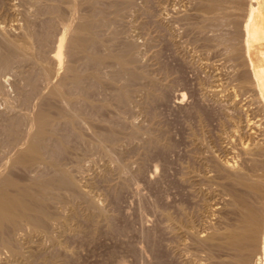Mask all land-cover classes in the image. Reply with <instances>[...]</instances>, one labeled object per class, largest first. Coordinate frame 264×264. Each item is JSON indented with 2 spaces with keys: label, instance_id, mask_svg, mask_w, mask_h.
Segmentation results:
<instances>
[{
  "label": "rangeland",
  "instance_id": "rangeland-1",
  "mask_svg": "<svg viewBox=\"0 0 264 264\" xmlns=\"http://www.w3.org/2000/svg\"><path fill=\"white\" fill-rule=\"evenodd\" d=\"M1 1L0 2L2 3L3 6H5L7 4L5 6L6 8L5 7L2 8L1 3H0V6H1L0 7V10H1L0 11V21H2L5 17H7V20H5L7 22H3L2 21V22H0L1 25H2V23L7 24L9 22L8 19H10V18L11 19L14 18V17L16 18V15H17V17L21 16L20 13L18 14L16 11L11 9L14 6V3H17V4L20 3V5H17V6H20V8H22V9H25L27 7V4L25 3L26 7H24L25 6L23 4L24 2L21 1L22 2L21 3L20 0H19V2H16L18 0H13L14 3H13L12 0H1ZM147 1H145V0L144 1L143 0L142 1L141 0L140 1H138V0L136 1L135 0L134 2H132L130 4H127L125 6V8H124L125 12L123 10H121V14H122V11H123V13H127V15L126 14L125 15L122 14V15H124V17L122 15L119 16L122 19V20H120V18H119V21H126V22H124V23L123 22H121V23L119 22L120 24L117 21L118 19H116L118 17L116 15V13L114 12V10H115L114 6L113 5L107 6L108 8H106L107 10L105 12L107 14H105V15L106 16L108 15L107 17L111 18V19H108L107 24L108 23L110 24V22H112V23H111L110 27H109V25L107 26V24H106V26H104L105 28L103 27L104 29L101 30L105 35L111 36L110 34H112L113 29H114V31H115V29L116 30L118 29V27H115V26H118V24H119L120 28L117 31L120 32V33H118V38H120L121 41L118 38L116 39L117 44L119 42L118 45L115 44L116 48L118 46H121L120 48H122L126 42L133 43L132 41H134V40L136 41V42L134 41V43H133L134 47H137L139 45L138 43H140L139 47L136 48L137 49L136 51L134 50L135 48H133L134 52H137L136 53L137 55L139 54L138 56H136V58L140 59V62H138L136 60L138 64L136 62H135V64L137 65L136 69L139 70L141 68L139 71H142V72L146 73V75L142 76V78L139 77L141 81L139 80V78H137V79H135L136 81L134 80V83L131 82V84L133 86L131 85L130 99L128 101H126V103H125V101H120L117 98V96H116L117 92L116 91L121 86L127 84V82H128L127 78L123 74L119 75V73L114 71L116 66L113 67L114 65L112 66L110 64H105L106 68H105L104 65L102 66V73L104 75L105 81L107 80L106 82L108 83V85L110 87H111V85H113V86L110 88L108 85H106L107 83H104L103 86L105 88H103V86L102 87L100 86L99 87L100 90H99L97 85H94V86L90 87L89 92L92 93L95 96H97V95L99 96V98L97 96V99L94 98V96L92 98L94 100L95 104H96L97 101H99L96 104L97 106L96 105L95 106H89L88 104H86V106L89 107L88 108L85 105H83L84 103L80 104V102H78V101L75 102L72 105L74 107L73 109L77 110V108H78L77 111H79V114H81L79 123L81 122L82 124L78 123V128L80 130H82V128H83L81 126L84 125L83 124V120L85 121V125H84L85 128H83V130H82L83 131L82 133L83 134L85 133L84 135L88 134L87 137L90 138V137L93 136L92 138H94L95 132L104 130L111 123V126L112 125H113V127L115 126L116 128H114V129L118 130V132H117L118 135L117 136H119V137L116 140V141H118V143L116 141H115L116 143H113L114 141H112V143H109L111 141H109V142L106 141L107 142V143H105L106 145L104 144V147L106 146L105 148L104 147L103 148L99 147L98 145H97L98 146V148H97V147H95L96 146L95 145L96 142L93 143L94 144V146H93V144L85 142L84 141V137H80V136L76 135L72 130L70 131V133L72 134V136H71L70 133H69V129H71V127L68 126V124H66L65 122H64L65 125H64L63 121L60 122V123H63V125L60 124V123L58 125L59 126L58 128H59V131H60V135H62V134L65 135V137L63 135H62V137L65 139V141H67V143H66L67 147L70 148L71 150H69L67 148L70 153L69 152L68 153H66V152L63 153L64 151L58 150V152L59 151L60 152L57 153V151H56V156H58L60 160L62 159L61 161L62 162L64 161L63 162L64 164H66L65 162H67L66 167H68L70 170H72V172L75 171V172H73V174L76 176V178L78 180L81 179L79 182L82 185V187H84V189H86L93 198L94 197H95V199L97 198L99 203L101 202L100 205L103 206L102 208L105 209L104 212L106 214L100 215L97 212V215H96V213H95L96 211L91 206L90 207H91L92 210L90 208H88L89 205H88V207H86L87 206V200H85L86 199L85 197H84V200H82L83 196H81V199H80V195H78V198H79L78 199L76 195H75L76 196V198H75V196L74 195L72 196L70 194V192H69V196H68L67 195L68 191L64 190V195H67L66 198L62 202H57L58 204L60 203L59 207H60L61 210H59V208H57L58 207L57 203H56L57 205L56 204H54V205L51 204V206H53L52 207L53 210L57 211L59 214H61L62 212L65 214L64 215L62 213L60 215V217L64 218V220L62 218L61 219L59 218L60 221L55 219L53 221H55L56 224L53 221H51V224L52 223L53 224L52 225L50 224L49 226H52L50 228L54 232L56 231L55 235L57 237H59L58 240L59 239L62 240L63 244L64 243L65 244L62 245V242H60L61 243L60 246H62V247H60L58 245L56 247V245L51 244L52 241L49 240L48 238H46L45 236L44 237L41 236V237L38 238L39 239L38 241L40 243H42V242H43V244L45 243L44 245H45L46 249L49 248V249H47L46 253L48 251L51 253V250L53 249L52 252H54V253H51V254H57L58 257L56 258L57 260L54 262L55 264H60V263L61 264H63V263L64 264H162V263L163 264H188V263L189 264H206L207 262H208V264H212V263L214 264V262L216 264L217 260H218L217 264H219L220 261L222 260V256H223V258H225L227 256L226 255V251H224L225 253H222L221 250H217V251L215 250V253H214V249H218V247H211V248L208 247L207 248V246H204V245H202L203 248H202V246L200 247V245H197L196 243H193L194 240H193L192 236L189 233L186 232V234H185V231L179 233V231L181 230L180 227L183 226V225H184L183 228L184 227L185 228H189L190 227L191 229H196V226L198 225L197 226V227H199L198 230L201 228L200 230L201 231L203 230L201 232L203 234V233L206 232L205 229H207V231L208 230L211 231L210 229L213 228L215 223L217 225V226L216 225L215 226L220 228V227H223V225L226 222H228V221L232 222L233 219L237 218V214L236 213H235L236 216L232 213V215L235 216V218H234V216L231 217L232 215L231 214L229 215L228 212H227V211H233L232 208H231V210L229 209V207H230L229 205H226L227 204L226 202H228V200H226V199H229L228 204H230V200H231L230 197L231 196L226 194L227 189H224L223 187L227 188L226 186H227V184L229 185L230 179H226V176H223L225 174L224 173V169H221V167H220V169L223 170V171H220L219 167H218V172L217 173H220V176L222 175V177L224 178V180H222L223 178L220 177L219 174H216L217 169H215V166L217 168V164L216 163L219 160L220 161L223 160L221 162H225L226 160H230L232 162L236 161L237 165L239 164V166H238L239 168L245 169V167H243V165H244V166L247 167V171L249 170V172L252 171L253 166H254V162H252V161L249 162L250 159L243 154V151H242L241 148H242L243 145L247 144L246 143L247 141L243 142V140H245V139L249 140L246 136H245L246 137L245 139L243 137H244L245 134H247L245 132H247V131L250 132L251 131L250 129L254 130V128H255L257 130V131L254 130L255 134L256 133L258 134V132L261 131V136H263L262 133H264V127L260 128V126L264 125V121H263L264 120V107L262 106V102L260 100L261 98L259 97L258 94H256L258 92H257V89H255V87H256V85H254L255 83L253 84V77H252V73L250 72L251 68L249 67V64L247 62L246 56L244 57V60H246V61H244L242 59L243 57H240V56L244 55V54H242L243 50H242V53H241L242 55L240 54L239 56L233 55L232 51L228 52L231 49H229L228 51L226 50L227 48L230 47V46H228V47L226 46L229 42H230V44H231V42H233V43H236V44L238 43L239 45L241 44L243 46V42H242V40H243V38H242L243 36L242 35L243 34H241L243 29H242L241 25L237 26V25H235V23L232 20H231L232 21V23H231V21L229 19H225V23H228L227 24L228 26H230L229 24H232L230 28H228V26L226 27V25H221L222 21L224 19L221 21V23L218 22L216 24L218 26L221 25V31L219 29L220 26H219V28H217L218 26H216V25L214 26L213 25L214 26L213 29L211 27H207L208 23L207 22H203L202 20H200L202 17L204 19V16L200 15L201 12L203 13V11H201V8L199 7V5H200L199 1H197V0H193V1L192 0L191 1L190 0H177V2L179 1L178 2L179 4H177L176 0H173V1L171 0V2L177 4V5H175V6H177L176 10H180L181 11V13L183 14V18H187V19H182V20L179 21L180 25L178 24V26H180V28H178L177 26H175L178 23L177 21H174V20L169 21L167 18L163 17L164 15H162V7H160V6L157 7V5H154L155 3L152 0L148 1V3H147ZM163 1H165V0H163ZM232 1H234V0H230L228 2L229 3V8L231 9V11H236V12L238 11V13H239L240 9H242L243 11L246 10L247 9L246 7L249 4V0H244V1L240 0V2H243V3H241V5L243 6L242 7V6L238 5L239 4L238 3L239 0H236V3H234L235 2L234 1L233 2L234 4H231ZM10 2H12V3H10ZM145 2H146V4H145ZM152 2L154 4H152ZM196 2H198V3H196ZM149 3L151 4V6H150ZM180 3H181L182 6L180 5ZM244 3H246V4H244ZM11 4H13V5H11ZM21 4H22V7H21ZM147 4H149V5L147 6ZM193 4H195V5H193ZM10 5H11V7H10ZM172 5H173V7H175L174 4H172ZM236 5H238L240 7V9ZM245 5H246V7H245ZM111 6H113V7H111ZM142 6L144 8H142ZM145 6H147V8ZM9 7H10V10H9ZM111 8H113L112 11L110 10ZM135 8H136V10H135ZM2 10H5V12L8 11V12H6V14L8 16ZM109 10L111 12H109ZM129 10H131V11H129ZM154 10H155V12H154ZM194 11H195L196 14H194ZM197 11H199V13ZM243 11H242V13H243ZM112 12H113L115 17L113 16ZM152 12H154V13H152ZM2 13L4 14V17H3ZM155 13H156L157 16L153 15ZM160 13H161V17L159 16ZM197 13H198V15H197ZM111 14H112V17H111ZM128 14L130 15V17H129ZM199 15H200V17L201 16L202 17L200 18ZM11 16H14V17H11ZM42 16L40 15L39 17H37L38 21H36L35 23H38V22L41 21L38 24H40L43 27L45 24H44V22H42V20L44 21V18ZM125 16L128 17V19L126 18L127 20L126 19L124 20ZM113 17L115 19L114 22H113ZM11 19H10L11 23L9 22L7 24L8 28L6 30L7 31L6 33L10 32V30H12L13 32L15 30V26H14L15 23L12 24L15 19H13V20H11ZM154 19H156L155 22H154ZM158 19H160V20H158ZM129 20H131V21H129ZM183 20H185V21H183ZM160 21L163 22V25L166 24L165 26H168V27H166V29H165L164 26H162V22L160 24ZM190 21H194L195 24H193L192 22L189 23ZM15 22H16V20H15ZM116 22H117V24H116ZM175 22H177V23H175ZM186 22H188V23H186ZM202 23L204 25H202ZM9 24H10V26H9ZM38 24H35L36 27H37L36 30H38V31L42 30V29L45 30V26L46 25L42 28ZM124 24H126V25H124ZM136 24H138L139 26L136 25ZM147 24H148V26H147ZM173 24H174V26H173ZM191 24H193V26ZM57 25L54 27L53 34H55V29H56V31H57L56 33H58V35L56 34L54 36L52 34V37H51V38H53V36H54L53 40H55V41H53L50 38V40H52V42L50 43L49 42L50 40H49L48 43L46 44V46L48 45L49 47L45 46V48L49 51L48 52L49 54L53 51L54 46L56 44V43H53V42L57 41L56 39L58 38V36H59V34L61 32V29H62V26L60 24L58 26ZM197 25H199L200 28ZM3 26L5 27L6 25H3ZM151 26H153V27H151ZM194 26H197V27H194ZM202 26L204 27V30H203ZM223 26H225V27H223ZM235 26H236V28H235ZM107 27H108V30L106 29ZM222 27L226 28V31L228 30L227 32L225 31L224 34L225 33L227 34L229 32L231 33V31H233V30L236 31V32L233 31L235 34L232 32L234 34V38L236 39V41L233 38L231 39V37H232L231 35H233V34L229 33L230 34V35H228L229 37L227 35L222 34L223 31L225 30V29L222 30ZM9 28H10V30H9ZM58 28H60V29H58ZM109 28H111V29H109ZM125 28H126L127 31H125ZM130 28H132V29L129 30ZM174 28H177L178 30L175 29V30H173L174 31L173 32L172 29H174ZM208 28H211V30L214 32L215 35ZM16 29H18V30H16L17 32L20 31L19 28H16ZM147 29H148V31H147ZM154 29H155V31H154ZM161 29H163V30H161ZM106 30H107V32H106ZM110 30H112V32H110ZM122 30H124V32H127V34L126 33L123 34L124 32ZM164 30L166 32H168V33H166ZM180 30H181V33H180ZM237 30H238V32H237ZM16 31L14 32L15 35H14L13 32H11L15 37H18V36L22 35L21 31H20L19 34ZM22 31H23V29H22ZM134 31H136V32H134ZM169 31L173 32V33H171L172 35H169L170 34ZM178 31H179V33H178ZM39 32L41 33L42 31H39ZM195 32H197V33H195ZM205 32L207 34H205ZM211 32H212L213 35L211 34ZM11 33L10 34L8 33V36L14 37V36H12ZM16 33H17V35H16ZM219 33H220V35H219ZM236 33H238V34H236ZM128 34H130V36H128ZM175 34H177V35L175 36ZM210 34L214 38L211 37ZM221 34L223 36H227V38L225 37V40H224L223 39L224 37H222ZM205 35H207V36L209 35V36L205 39V37H204ZM173 36H174L175 40L173 39ZM186 36H187V38H186ZM237 36H239V37H237ZM130 38H132V40H130ZM170 38L172 39L173 42H170V40H171ZM176 38H177V41H176ZM188 38H190V39H188ZM208 38H211V39H209L210 41H208ZM240 38H242L241 43H239L240 42ZM0 39L2 40V38H0ZM136 39H138V40H136ZM146 40H148V41H146ZM195 40H196V42H195ZM213 40H215L216 42H214ZM220 40L222 42H225V43H222ZM187 41H189V42H187ZM1 42H2V44H4L3 40ZM208 42H210V43H208ZM226 42H227V44H226ZM49 43L52 46H50ZM172 43H174V44H172ZM135 44H136V46H135ZM151 45H153V46H151ZM211 45L214 46V47H212ZM221 45L222 46L224 45L223 48H222ZM48 48H50V49H48ZM145 48L148 49V50H146ZM139 49H141V50H139ZM140 54L142 55V57H141ZM181 55H182V57H181ZM236 57H237V59H236ZM230 58H233V59H230ZM240 59H242V60H240ZM13 63L16 64L17 62H13ZM242 63H244V64H242ZM135 64H134V66H136ZM164 64H165V66H164ZM245 64H247V65H245ZM17 65L18 64H16V66ZM146 65H147V67H145ZM16 66L14 65V66H12L11 69H8V71L9 70L13 71V67H15L16 70L14 68V71L12 72L13 74H11L10 71H9L10 73L7 71L8 73L5 72L4 76L2 75V80H4L5 81L4 84L7 85V86L6 85L5 86L7 87V89L9 88L8 92H10L11 94H13V92L15 93V95L13 94L11 96L12 99H13V96H14L13 100H15V101H13L11 99V101H12V102L10 101L11 104H8L10 107L13 104L12 107H11L12 111L10 110V107H8V105H6L7 102L2 97L0 98L1 100L3 99L2 100L3 102L0 100V102L2 104V105L0 104V107H1L0 108V115H1L0 121L1 120L3 121V119H4V121H3L4 125L7 124L5 122H8L9 119L10 120L14 119V117L18 114V111L19 112L22 111L21 109H23V111L25 109L24 113L20 112V113H22L24 115L28 114V113L29 114L30 113L33 114L35 109H37L38 103H39L38 99H36V97L33 98V96H31L30 97L31 100L29 101V103L25 104L27 101L25 102L24 96H25V99H26V93L27 92H23V94H25V95H23V94H21L22 91H20V90L25 86L26 88L24 87V90L28 89L27 91L29 92L30 88H29V86H26V85L23 86L24 82L21 81V78L23 77V75H22L21 71H19V70L22 69V67H19V66L16 67ZM107 66L110 67V68H108ZM111 66H112L113 69H111ZM169 67H171V68L169 69ZM87 70H89V69H87ZM87 70H86V72H87ZM105 70H106V72H105ZM149 70H151V71H149ZM172 70H173V72H172ZM17 71H19V72H17ZM147 72H148V74H147ZM151 72H152V74H151ZM14 73H15V75H14ZM17 73L20 74V75L18 74L17 76H19V77L22 76L21 78L18 77L22 84L19 83L20 81L14 79ZM7 74L12 75L11 77H10V75H8V77H9L8 80H7L8 77L6 76ZM108 74H111V75L108 76ZM147 75H148V77H147ZM110 76L112 78H110ZM153 78H154V81H153ZM242 78H245L244 82H243ZM110 79H113V80H110ZM142 79H143V82H142ZM11 80H12V82L14 84L12 82H9ZM114 80H117V81L119 80V82L116 81L117 82L116 83ZM144 80H145L146 83L144 82ZM151 80H152V82H151ZM241 80H242V82H241ZM108 81H110V82H108ZM111 81L113 82V84H112ZM121 81H123L124 84ZM147 81H148V83H147ZM7 82L12 83V84H9ZM16 82H17V84L18 83L21 84V86H23V87H20V86H19L20 88L17 87L19 84L17 85ZM135 82H137V83L140 82V84L139 83L136 84ZM152 83H153V86H152ZM237 83H239L240 86L237 85ZM10 85H11V87H13V86L15 87L16 86L17 92L19 90L20 93L18 94L16 92V90L14 91L13 88L10 87ZM138 85L139 86L141 85L142 87H137ZM107 86H108V88H107ZM114 86H116V87H114ZM92 87H94L93 89L96 90V92L98 94L93 91ZM159 87H161V88H159ZM240 87L242 88L243 91L241 90ZM109 88L110 89L113 88V89L112 90H108ZM135 88H138V89L135 90ZM91 89H92V91H91ZM132 89H133V91L135 90L138 93H136L134 91L135 95H133L134 92L132 91ZM158 89H160V90H158ZM208 89H209V91H208ZM244 89L246 90V92H245ZM97 90H99V92ZM106 90H107V92H106ZM211 90H213V93H212ZM143 91H147L148 93L144 92L145 93L144 94V93H142ZM214 91H216L215 92L216 94L214 93ZM16 93L18 94V96H17ZM107 93L111 94V96H107ZM140 93H141V95H139ZM10 95H9V97H10ZM21 95L23 96V98H22ZM100 95H102L101 98H103V96H104V98H103L104 100H105V96H106V98L110 99V100L106 99V101H110V103H111L110 106L109 105L103 106V107L101 106L102 103H104L106 101H104L103 99H102L103 102L100 101L101 100L100 99ZM112 95L114 96L113 99H112ZM183 95H185V96H183ZM15 96H16V98H15ZM178 96H179V99H178ZM181 96H182V98H181ZM90 97H91V94H90ZM19 98H20V100H19ZM32 98H33V100H32ZM145 98H147V99H145ZM111 99L114 100V101L112 102ZM241 99H243V100L241 101ZM20 101L21 102L24 101V102L21 103ZM141 101H142V103H141ZM4 102H6L5 103V105H6L5 107L6 108L8 107L9 109H6V108L3 107ZM15 102L18 104V106H16ZM30 102H34V104L30 103ZM35 102L36 103L38 102V103L36 104ZM231 102L232 103L234 102V103L232 104ZM112 103L114 104V106H113ZM14 104H15L16 107L14 106ZM98 104H100L101 107ZM22 105L25 108L22 107ZM74 105L75 106L77 105L76 106L77 108H75ZM126 105H128V106H126ZM129 105H130V107H129ZM28 106L31 109H29ZM98 106H99V108H98ZM116 106H118V107H116ZM79 107H80V110H79ZM94 107H96V108L94 109ZM104 107H105V109H104ZM115 107H116V109H114ZM12 108H15V110L12 109ZM82 108H83V110L84 109L85 110L83 111ZM90 108L94 109V110H90ZM102 108L104 110H102ZM4 109H6V110H4ZM16 109H17V111H16ZM88 109L91 111V113L89 112ZM100 109L102 111H100ZM118 109H119V111H117ZM229 109H230V111H229ZM1 110L3 112H1ZM8 111L9 112L11 111L12 113H8ZM86 111H88V113L91 115V117H90V115L88 113H86ZM92 111H94V112H92ZM98 111L101 112V113L97 114V115H99V116L101 115V116L99 117V116L95 115V117H94V113L96 114V113H98ZM110 111H112V112H110ZM202 111H203V113H202ZM4 112H6V113H4ZM13 113H15L14 116H13ZM20 113H19V115H20ZM92 114H93V116H92ZM113 114H116V115H113ZM85 115H89V117L87 118V116H85ZM104 115H105V118L103 117ZM136 116H138V117H136ZM84 117L86 118V120L88 119L87 120L88 123L92 120L91 124L89 123L90 127L88 126V123H86L87 121L85 120ZM98 117H99V120H98ZM108 117L109 118L112 117L110 119L114 120V121L107 120V119H109ZM119 117H120L121 120L119 119ZM245 117H247V118H245ZM5 118H7V121H5ZM92 118H96L97 120L94 119L95 121L93 122ZM240 118L242 119V120H240L242 123L239 121V124L237 126L238 120ZM104 119L107 120V121L105 120L106 121L105 123L103 122ZM247 119H249V120H247ZM258 119H259V121H258ZM250 120L252 121L251 123H250ZM23 121L24 122H22V130L25 131L26 127H27V119H26V117H25V119ZM108 121L110 122L109 124H108ZM118 121H119V123H118ZM120 121L122 123H120ZM198 121H199V123H198ZM95 122H96L97 126L95 125V126L92 127L91 125H93V123L95 124ZM112 122H113V124H112ZM123 122H124V125H123ZM246 122L248 123V125H247ZM261 122L263 123V125L262 124L260 125ZM115 123L117 125H115ZM252 123H253V125H252ZM258 123H259L260 126L258 125ZM102 124H103V126H102ZM118 124L119 125L122 124L121 125L122 127L118 126ZM241 124H243V125L241 126ZM235 125H236V127H235ZM250 125H251V127H250ZM1 126L2 125H0V129L2 130L3 126L2 127ZM60 126L62 127V130H64V131L60 130ZM100 126H102V127H100ZM139 126H141V127H139ZM247 126H249V127H247ZM252 126L254 128H252ZM91 127H92L93 130L97 127V129H95V132L93 130H91ZM230 127H233V129L230 128ZM242 127H244V128H242ZM85 129H86V131H85ZM135 129H137V130H135ZM237 129L240 130L241 133ZM241 129H245V130H241ZM1 130H0V133L2 134L3 130L2 131ZM66 131H68V132H66ZM89 131H92V132H89ZM133 131H134V133H131L132 134L131 135L130 132H133ZM135 131H137L141 135L138 134ZM254 131H252V133ZM61 132H64V133H61ZM125 132H126V134L128 133L129 135L128 134L126 135ZM234 132L236 134H234ZM65 133H67V134H65ZM136 134H138V135H136ZM255 134L254 133L252 134V135L255 136V137L253 136L252 139L256 138V140H257V138L259 137L260 134H258L257 137H256ZM90 135H92V136H90ZM130 135H131V137H130ZM199 135H200V137H199ZM234 135H236V136H238L240 138L238 139V137H236ZM242 135H243V137H242ZM125 136H127V137H125ZM135 136L138 137V138H135ZM150 137H152V138H150ZM231 137H232V139H231ZM92 138H91V140H92ZM205 138H207V139L205 140ZM216 138H218V139H216ZM4 140H5V136L1 135L0 136V148L3 146ZM151 140H153V141H151ZM214 141H216V142H214ZM225 141H227V142H225ZM77 142H80L82 145L80 143H77ZM216 143H217V145H216ZM239 143H240V145H239ZM75 145H77V146H75ZM109 145L110 146L114 145L116 148L111 146V149H110ZM235 145H236V147H235ZM74 146L76 147V150H73V149H75ZM84 146H85V148L83 149ZM92 146L95 148V150L92 148ZM120 146H122V147H120ZM4 147H5V145L3 146V148L0 149V151H2L4 149ZM7 147L8 146H6L5 149H7ZM13 148H14V146H13ZM13 148L11 146L10 148H8L7 151L10 152ZM78 148H79V150H78ZM81 148H82V150H81ZM107 148L110 149V150L108 151ZM116 149H117V151H116ZM196 149L197 150L199 149V150L197 151ZM102 150H104L105 152L104 151L102 152ZM204 150H206L207 153ZM7 151L5 150L4 153H6ZM71 152H72V155H70ZM0 153H3V152H0ZM4 153L1 154L3 157L7 154V153L6 154H4ZM60 153L62 155H64V158H62V155L59 156ZM68 154L70 155L69 158H67ZM73 154L75 155V157H74ZM76 154H78V155H76ZM112 154H114V156ZM115 154H117V155H115ZM1 155H0V159L1 158L3 159V157ZM65 155H67V156H65ZM76 156H79V157H76ZM117 156L120 157V158H118ZM259 156H260V158H259ZM116 157H117L119 162L116 160ZM261 157H263V159H264L263 155L262 156L258 155V157H257V160L259 159L258 161L260 162L258 164V166L260 164L262 165V166L260 165L262 169H259V171L264 170L263 169L264 168V166H263L264 165V160H261ZM246 158H248L249 160H247ZM69 159H70V161H69ZM121 159H122V161H121ZM214 159L215 160L218 159V161L215 162ZM92 160H93V162H92ZM195 160L197 162H195ZM209 160H211V162ZM199 161H200V163H199ZM243 161L245 162V164L243 163ZM189 162H190V164H188ZM69 163L72 164L73 166L70 165ZM122 163H124L125 166H123ZM118 165H120V166H118ZM248 166L251 167V169H249ZM73 167H74V169H73ZM127 167L129 168V170H128ZM113 168H115V169H113ZM122 168H123V170H122ZM104 169H105V171H104ZM42 170H43L42 172H44L43 175H45L47 173L45 176H47L49 174L50 175L53 174V173H51L52 170H50L49 167H47V168L44 167V169H42ZM45 170H47L48 172L45 171ZM154 170H155V172H154ZM207 170H208V173H207ZM17 171L20 174L23 173V172H21L19 170H16V173H18ZM80 171H82V172H80ZM200 172H202V173H200ZM253 172H255V170ZM128 173H129V176L127 175ZM209 173L212 174L211 175L212 178H210V174ZM132 174H134V175H132ZM194 177H196V178H194ZM197 177H199V178H197ZM197 179L200 182H197ZM186 180H188L189 182L188 181L186 182ZM214 181L216 182V184L214 183ZM192 182H193V184H192ZM221 182L225 183V184L222 185ZM195 185H197V186H195ZM179 188H180V190H179ZM206 189H207V191H206ZM215 190H216V192H215ZM65 191H67V192L65 193ZM187 191H188V193H187ZM218 194H219V196H218ZM71 196L74 197V198H72ZM168 197H170V198H168ZM216 198L219 201H217ZM68 199H69V202L73 201V203L75 205L72 202H70V203L67 202L66 205H65V201H67ZM205 199H207V200H205ZM196 201H198L197 202L198 205L196 204ZM208 201H209L210 204L208 203ZM84 202H86V203H84ZM192 202H194V203H192ZM53 203H55V202H53ZM68 203H69V206H68ZM220 203H223L224 206H221L223 204H220ZM263 203H261L262 206L264 205ZM62 205H64L65 208H64V206L62 207ZM189 205H190V207H189ZM214 205H215V207L217 205H219V206H217V208L219 207L220 208L219 211H222V212L219 213V211L217 209V211H218L217 215H216L217 211H216V213L214 212V214L213 213L211 214V212H209V210H210L209 208H211ZM195 207H196V209H195ZM231 207H232V205H231ZM71 208H72V210H71ZM182 209H183L184 213L182 212ZM263 209H264V206H263ZM154 211H155V213H154ZM171 211H172V214L170 213ZM71 212H72V214H70ZM181 212H182L183 215L179 214ZM190 212H191V214H190ZM205 212H207L206 215L204 214ZM76 213H77V215H76ZM173 213H175V214H173ZM73 214H75V216ZM92 214H95V215H92ZM78 215H80V216L78 217ZM90 215H92V218L91 219H87V218H89L88 216H90ZM99 215L103 216V217H100ZM169 215L171 217H173L177 221H172L173 219L169 218L168 217ZM210 215H212V216H210ZM225 215L228 216V221H227V216H225ZM63 216H65V217H63ZM83 216L84 217L86 216L87 218L86 217L84 218ZM199 216H200V218H199ZM94 217H96V218H94ZM202 217L203 218L205 217V218L202 219ZM102 218H103V220H102ZM93 219L96 220V221H94ZM104 219L106 221H104ZM181 219H184V220H181ZM188 219H190V221ZM210 219H212V220H210ZM224 219L226 221L225 223L223 221ZM65 220H66V222H65ZM87 221H89V222H87ZM92 221L93 222H97V223H93ZM170 221H171V223H170ZM206 221H208V222H206ZM211 221H212V224H211ZM221 221H222V224H221ZM235 221H236V219H235ZM57 222L60 223V225L63 224L62 226H64V228L63 227H59L60 231L57 229L58 226H60ZM61 222H64V223L61 224ZM70 222H73V223L71 224ZM184 222H186L187 224H185ZM190 222L191 223L194 222V223L191 224ZM155 223H156V225H155ZM175 223H176V227L174 225ZM163 224H165V225H163ZM170 224H172V227H171ZM53 225H54V227L56 225L57 228L56 227L53 228ZM185 225H187V226H185ZM210 225H212V226H210ZM173 226H174L175 229L173 228ZM105 227H107V228L105 229ZM202 227H203V229H202ZM210 227H212V228H210ZM131 228H133V229L131 230ZM77 229L79 231H74V230H77ZM176 229H178V230L180 229V230L178 231ZM118 230H119V232H118ZM126 233H128V234H126ZM178 235H180V236H178ZM179 237L181 238V240H180ZM175 238L177 240H175ZM182 239H183V241H182ZM179 241H180V243H179ZM166 243H168V244H166ZM66 244L69 247L68 248L69 250L67 249ZM51 245L54 246L55 250H54L53 246H51ZM48 246H50V247H48ZM65 246H66V248H65ZM191 246H193L194 248L191 247ZM57 248H58V250H57ZM61 248H63V249H61ZM198 248L201 249V250H199ZM206 248L208 250H206ZM56 250L59 253L61 251L60 256L58 255L59 253L55 252ZM63 250L66 253L69 252V254L68 253L65 254V252ZM202 250H204V251H202ZM71 251H72V254H71ZM210 251L213 252V253H211ZM171 254H173V255H171ZM196 254H197L198 257L196 256ZM212 254H214V256ZM62 255H64V256H62ZM210 255H211L212 258L210 257ZM112 256H114V257H112ZM172 256H174V257H172ZM215 256H217V258H215ZM125 257H126V259H125ZM208 257H209V259H208ZM67 258H69V259H67ZM57 261L60 262V263H58ZM67 261H68V263H67ZM69 261H71V262H69Z\"/></svg>",
  "mask_w": 264,
  "mask_h": 264
},
{
  "label": "bare ground",
  "instance_id": "bare-ground-1",
  "mask_svg": "<svg viewBox=\"0 0 264 264\" xmlns=\"http://www.w3.org/2000/svg\"><path fill=\"white\" fill-rule=\"evenodd\" d=\"M1 1V0H0ZM13 1V0H12ZM23 1L24 3V7H26V4H27V7L25 9H22L20 8V6H17V5H20L17 4V3H14V6L11 8L13 9L14 11H16L18 14L20 13L21 16L17 17L16 15V18L14 16H11V17H14V18H10L11 20L15 19L14 22L12 24L15 23V30H18L16 28H19L20 31L22 32V35L18 36V37H15V33L10 30V27L9 30L10 32H8L9 34L11 32L14 33V35L12 34V36L14 37H11V36H8V33H6L7 31V24L11 21L10 19L9 22L7 24H4L2 23V25L0 24V38H2L3 40V43L2 44V40L0 39V98L2 97L6 102H4L3 104V107L6 108L5 106L8 105V104H11V96L15 93L13 92V94H11L10 92H8V89H7V85L4 84V80H2V75L4 76L5 72L8 73L9 71L11 72V74H13L12 72L14 71V68L13 67V71L9 70L8 69H11L12 66H16V64H18L16 67H22L21 70V73L23 75V77H19L17 76L19 73L16 74L15 78L16 80L20 81L19 78H21V81L24 82L23 83V86L26 85V86H29L30 88V91L28 92L27 90L28 89H25L24 90V87L21 86V81L19 83L21 84H16L18 85L17 87H23L20 91H22L21 94H23V92H27L26 93V99H25V96H24V100H25V104L29 103V101L31 100L30 97L33 96V98L36 97V99H38V107L37 109H35L34 113L33 114H22L24 113L23 109H21L22 113H20L18 111V114L14 117V119H9L8 122H5L7 123L6 125L3 124V121L1 122L0 121V125H2V130H3V133L1 134L2 136H5V140H4V143H3V146L5 145L8 146L7 149H4L7 151L8 148H10L12 146H14V148L10 151V152H5V150L3 151H0V152H3L4 154H6L4 157L1 155L3 153H0V155L3 157V159L1 160L0 159V264H55L54 262L57 260L56 258L58 257L57 254H51V253H54L52 252L51 250V253L49 254L48 252L46 253L47 248L45 247V243L43 244L40 243L38 240L39 237L41 236H45L46 238H48L49 240L52 241L51 244H54L58 246L61 245L60 242H62V240H58L59 237H57L55 235V232L50 228L52 226H49L51 224V221L53 220H59L62 218L60 217L61 214H59L57 211L53 210L51 206V204H56L57 202H62L64 201V199L66 198V196L68 195L69 196V192L70 194L73 196H77L78 198V195H80V199H81V196H83L82 200H84V197L86 198L85 200H87V206L89 205L88 208L91 209V207L96 211V215H97V212L98 214L100 215H103V214H106L104 211L105 209L102 208L103 206H101V202L99 203V201L97 200V198L95 199V197L93 198L89 192L84 189V187H82V185L80 184V180H78L76 178V176L73 174V171L70 170L68 167H66L67 165V162H65L66 164H64L58 156H56V151L57 153L58 150H62L64 151L63 153H68L69 150H71L70 148L67 147V141H65V139L62 137V135L65 137L64 134L60 135V131H59V123L61 121H63V123L65 122L66 124H68V126L71 127V129H69V133L70 131L72 130L76 135L80 136V137H84V141L85 142H88L90 144H93L95 143V147L98 148L99 147H104V144L107 143L106 141H111L109 143H112V141H114L113 143H118L117 138L119 136L118 135V130H115L114 128H116L115 126L113 127V125L111 126V123L108 121V124L110 123V125L108 127H106L104 130L102 131H97L95 132V129H97V127L93 130L92 127L96 125V122L95 124L93 123V125H91V130H93L95 132V135H94V138L92 137H87V135H84L82 132L84 125H85V121L83 120V127L82 130H80L78 128V123L80 121V115L79 114V111L78 108L75 106L76 109H73L74 107L72 106L75 102H80V104L84 103L83 105L86 106V104H88L89 106H95L99 101L94 102V100L92 99L93 96L94 98L97 99V96L93 95L92 93L89 92L90 90V87L91 86H94V85H97L98 88L101 86H103L104 83H107L105 81V78H104V75L102 73V66L105 64H110V65H114L113 67H115V72L119 73L120 74H123L126 78H127V84L126 85H123L121 86L116 92V96L117 98L120 100V101H128L130 99V92H131V82L134 83V80L137 79V78H142V76L146 75V73L142 72V71H139L138 69H136L137 65L135 64V62L137 63L140 62V59L139 58H136V56H138L136 53L137 52H134V50L136 51L140 45V43H138L139 45L137 47H134V41H132L133 43H130V42H126L124 44V46L122 48H120L121 46H118L117 48L115 47V44H117L116 42V39L118 38V32L117 30L120 28L119 27V24L121 22H126V21H119V16H121L122 14H126L127 13H123L124 11V8L127 4H130L132 2H134L135 0H20V2ZM137 1V0H136ZM140 1V0H138ZM142 1V0H141ZM144 1V0H143ZM147 1V0H145ZM150 1V0H148ZM147 1V3H148ZM152 4L154 5H157V7H162V15H164L163 17L164 18H167L169 21L171 20H174V21H177L175 23H177V26L178 28H180V26H178L179 24V21L182 20V19H187V18H183V14L181 13L180 10H176V7L175 5L179 4L177 2V4L171 2V0H152ZM173 1V0H172ZM191 1V0H190ZM193 1V0H192ZM199 1L200 5L199 7L201 8V11H203V13L201 12L200 15H203L204 16V19L203 17L201 18L200 15L199 18L200 20H202L203 22H207V27H211L213 29V27L221 21H222V24L221 25H226V27L228 26L227 24L228 23H225V19H229L230 21L232 20L235 25H241L242 26V33L243 34L241 37L243 38H240V42L241 43V40L243 42V46L240 44H236V43H233L231 42L230 44V40L228 41L229 43L227 44L226 42V46H230L229 48H225L227 51L229 49L228 52L232 51V54L235 55V56H239L241 53H242V50H243V53L244 54L243 56H240V57H243L242 59L244 60V57L246 56V59H247V62L249 64V67L251 68V73H252V77H253V84L256 85L255 89H257V92L256 94L259 95V97L261 98V102H262V106L264 107V67H262L259 59H258V56H261L260 54H263L262 56H264V50L261 49L260 45H261V42L262 40H264V9H263V6H264V0H249V4L248 6L245 7L247 8L246 10H242L240 9V6L241 3L243 2H240L239 0V4L236 5L240 11L238 13V11H231V9L229 8V1L230 0H197ZM235 1V2H234ZM231 2V4H234L236 3V0H234ZM242 1V0H241ZM244 1V0H243ZM2 2V1H1ZM0 2V3H1ZM5 2V1H4ZM8 2V1H7ZM16 2H19L16 1ZM234 2V3H233ZM12 3V2H10ZM22 3V2H21ZM26 3V4H25ZM151 3V2H150ZM149 3V4H150ZM198 3V2H196ZM5 4V3H4ZM146 4V2H145ZM147 4V6L149 5ZM175 7H173V5ZM192 4V3H191ZM246 4V3H244ZM243 4V5H244ZM7 5V4H6ZM5 5V6H6ZM13 5V4H11ZM10 5V7H11ZM109 5H113L115 10L114 12L116 13L117 17L116 19H118V26H115V27H118V29L114 31L113 29V32L112 30H110V32H112V34H110L111 36H108V35H105L101 30H103L108 22V19H111V18H108L105 14L106 12V8H108L107 6ZM153 5V6H154ZM181 5V3H180ZM184 5V4H183ZM195 5V4H193ZM1 6L2 8L5 7L2 5L1 3ZM0 6V7H1ZM111 6V7H113ZM144 6V5H143ZM142 6V8H144ZM147 6H145L147 8ZM151 6V4H150ZM182 6V5H181ZM234 6V5H233ZM235 6V7H236ZM10 7H9V10H10ZM21 7H22V4H21ZM23 7V8H24ZM128 7V6H127ZM156 7V6H155ZM154 7V8H155ZM234 7V8H235ZM243 7V6H242ZM241 7V8H242ZM1 8V9H2ZM6 8V7H5ZM110 8V7H109ZM129 8V7H128ZM145 8V9H146ZM113 8H111L110 10L112 11ZM141 9V8H140ZM192 9V8H191ZM196 9V8H195ZM109 10V12H111ZM121 10L122 11V14H121ZM136 10V8H135ZM139 10V9H138ZM150 10V9H149ZM183 10V9H182ZM236 10V9H235ZM1 11V10H0ZM5 14V10H2ZM131 11V10H129ZM147 11V10H146ZM157 11V10H156ZM188 11V10H187ZM243 11V13H242ZM125 12V11H124ZM134 12V11H133ZM155 12V10H154ZM152 12V13H154ZM189 12V11H188ZM199 13V11H197ZM14 13V12H13ZM16 13V14H17ZM129 13V12H128ZM137 13V12H136ZM143 13V12H142ZM151 13V14H152ZM157 13V12H156ZM153 14V15H156ZM190 13V12H189ZM197 13V15H198ZM3 14V13H2ZM15 14V13H14ZM113 14V12H112ZM112 14H111V17H112ZM132 14V13H131ZM145 14V13H144ZM194 14L195 11H194ZM7 15V14H6ZM42 16L44 18V21L42 20V22H44V25L45 26V30L42 29V30H39V31H42L41 33L36 30L37 27L35 24H38V23H35L37 20V17L39 16ZM110 15V14H109ZM124 15H122L124 17ZM129 15V14H128ZM159 15V14H158ZM2 16V15H1ZM8 16V15H7ZM114 16V14H113ZM134 16V15H133ZM132 16V17H133ZM157 16V15H156ZM161 17V13L159 15ZM3 17H4V14H3ZM115 17V16H114ZM114 17H113V22H114ZM122 17V18H123ZM130 17V15H129ZM128 19V17L125 16L124 20L125 19ZM126 19V20H127ZM166 19V20H167ZM7 20V17H5L2 21L3 22H7L5 21ZM120 20H122L120 18ZM150 20V19H149ZM156 19H154V22H155ZM160 20V19H158ZM157 20V21H158ZM190 20V19H189ZM188 20V21H189ZM0 21V22H2ZM131 21V20H129ZM147 21V20H146ZM185 21V20H183ZM195 21V20H194ZM194 21H190L189 23H193L195 24ZM231 21V23H232ZM242 21V22H241ZM135 22V21H134ZM153 22V23H154ZM162 21H160V24H161ZM166 22V21H165ZM164 22V23H165ZM60 24L62 26V29H61V32L58 36V38L56 39L57 41L56 42H53V43H56L55 46H54V49L53 51L49 54L48 50L45 48L46 44L48 43V41L50 40V38L52 37V34H53V31H54V27L57 25V24ZM111 23L110 24L108 23L107 26L109 25V27L111 26ZM122 23V24H123ZM129 23V22H128ZM133 23V22H132ZM136 23V22H135ZM151 23V22H150ZM167 23V22H166ZM173 23V22H172ZM171 23V24H172ZM174 23V24H175ZM181 23V22H180ZM183 23V22H182ZM185 23V22H184ZM188 23V22H186ZM201 23V22H200ZM219 23V24H220ZM224 23V24H223ZM58 24V25H59ZM117 24V22H116ZM134 24V23H133ZM149 24V23H148ZM147 24V26H148ZM170 24V23H169ZM173 24V26H174ZM193 24H191L193 26ZM3 25H6L5 27ZM40 25V24H38ZM57 25V26H58ZM113 25V24H112ZM126 25V24H124ZM138 25V24H136ZM166 25V24H165ZM163 25V22H162V26H164V28L166 29V27L168 26H165ZM180 25V24H179ZM184 25V24H183ZM190 25V26H191ZM202 25H204L202 23ZM214 25V26H213ZM221 25L220 28L218 25L217 28L220 29L221 31ZM230 26H228V28L231 27L232 24H229ZM10 26V24H9ZM41 26V25H40ZM39 26V27H40ZM43 26V27H44ZM122 26V25H121ZM139 26V25H138ZM156 26V25H155ZM199 27V25H197ZM197 26H194V27H197ZM42 27V26H41ZM42 27V28H43ZM104 27V28H103ZM131 27V26H130ZM133 27V26H132ZM150 27V26H149ZM153 27V26H151ZM160 27V26H159ZM186 27V26H185ZM203 27V26H202ZM225 27V26H223ZM222 27V30L225 29L223 31L222 34H224V32L226 31V28H223ZM113 28V27H112ZM124 28V27H123ZM136 28V27H135ZM200 28V27H199ZM198 28V29H199ZM211 28H208L210 31ZM236 28V26H235ZM14 29V28H13ZM23 29V31H22ZM60 29V28H58ZM108 30V27L106 28ZM111 29V28H109ZM122 29V28H121ZM132 28H130L129 30H131ZM143 29V28H142ZM146 29V28H145ZM156 29V28H155ZM154 29V31H155ZM168 29V28H167ZM177 28H174L172 29L175 30ZM185 29V28H184ZM188 29V28H187ZM196 29V28H195ZM207 29V28H206ZM8 30V31H9ZM106 30V32H107ZM134 30V29H133ZM163 30V29H161ZM171 30V29H170ZM178 30V29H177ZM203 30H204V27H203ZM202 30V31H203ZM218 30V29H217ZM20 31H16L18 34L20 33ZM124 32V30H122ZM121 31V32H122ZM125 31L126 28H125ZM138 31V30H137ZM148 31V29H147ZM165 31V30H164ZM168 31V30H167ZM170 32L169 31V35H172L171 33L173 32ZM183 31V30H182ZM193 31V30H192ZM198 31V30H197ZM201 31V32H202ZM219 31V30H218ZM228 31V30H227ZM226 31V32H227ZM234 31V30H233ZM231 31L230 34H233L234 32L236 31ZM56 29H55V34H53L54 36L58 33H56ZM59 32V31H58ZM122 32V33H123ZM136 32V31H134ZM166 32V31H165ZM189 32V31H188ZM200 32V31H199ZM213 32V31H212ZM211 32V34H212ZM233 32V33H232ZM238 32V30H237ZM16 33V35H17ZM127 34V32H124L123 34ZM168 33V32H166ZM179 33V31H178ZM180 33H181V30H180ZM187 33V32H186ZM197 33V32H195ZM210 33V32H209ZM208 33V34H209ZM229 33H225L224 35H230ZM133 34V33H132ZM153 34V33H152ZM165 34V33H164ZM190 34V33H189ZM193 34V33H192ZM205 34H207L205 32ZM210 36L213 37L212 35ZM221 34L222 37H224L223 39L225 40V37L227 38V36H223ZM235 34V33H234ZM234 34L231 35V39H235L234 38ZM238 34V33H236ZM134 35V34H133ZM177 34H175L176 36ZM204 35V34H203ZM215 35V34H214ZM220 35V33H219ZM218 35V36H219ZM53 36V38H54ZM127 36V35H126ZM128 36H130V34H128ZM132 36V35H131ZM140 36V35H139ZM144 36V35H143ZM153 36V35H152ZM168 36V35H167ZM199 36V35H198ZM197 36V37H198ZM209 36V35H208ZM207 35H205V39L208 37ZM240 36V35H239ZM237 36V37H239ZM156 37V36H155ZM169 37V36H168ZM167 37V38H168ZM171 37V36H170ZM178 37V36H177ZM180 37V36H179ZM229 37V36H228ZM53 38H51L53 40ZM154 38V37H153ZM157 38V37H156ZM160 38V37H159ZM187 38V36H186ZM195 38V37H194ZM199 38V37H198ZM214 38V37H213ZM221 38V37H220ZM120 39V38H118ZM141 39V38H140ZM171 39V38H170ZM173 39H174V36H173ZM190 39V38H188ZM204 39V38H203ZM204 39V40H205ZM209 39L211 38H208V41H210ZM238 39V38H237ZM52 40H50L49 42L51 43ZM130 40H132V38H130ZM138 40V39H136ZM168 40V39H167ZM175 40V39H174ZM222 40V39H221ZM220 40V41H221ZM55 41V40H53ZM118 41V40H117ZM121 41V39H120ZM123 41V40H122ZM148 41V40H146ZM176 41H177V38H176ZM183 41V40H182ZM186 41V40H185ZM214 42H216L215 40H213ZM223 41V40H222ZM221 41V42H222ZM236 41V39H235ZM136 42V41H135ZM158 42V41H157ZM170 42H173L172 39L170 40ZM184 42V41H183ZM182 42V43H183ZM189 42V41H187ZM196 42V40H195ZM207 42V41H206ZM219 42V41H218ZM49 43L50 46H52L51 44ZM52 43V44H53ZM154 43V42H153ZM185 43V42H184ZM183 43V44H184ZM210 43V42H208ZM212 43V42H211ZM220 43V42H219ZM222 43H225V42H222ZM119 44V42H118ZM117 44V45H118ZM122 44V43H121ZM174 44V43H172ZM221 44V43H220ZM54 45V44H53ZM142 45V44H141ZM170 45V44H169ZM180 45V44H179ZM48 46V45H47ZM46 46V47H47ZM136 46V44H135ZM153 46V45H151ZM158 46V45H157ZM175 46V45H174ZM212 46V45H211ZM222 46V45H221ZM224 46V45H223ZM222 46V48H223ZM49 47V46H48ZM166 47V46H165ZM171 47V46H170ZM178 47V46H177ZM214 47V46H212ZM133 48H135L133 50ZM46 49V50H45ZM50 49V48H48ZM146 49V48H145ZM216 49V48H215ZM214 49V50H215ZM141 50V49H139ZM138 50V51H139ZM148 50V49H146ZM173 50V49H172ZM180 50V49H179ZM47 51V52H46ZM47 54H46V53ZM146 52V51H145ZM169 52V51H168ZM171 52V51H170ZM179 52V51H178ZM177 53V52H176ZM223 53V52H222ZM49 54V55H48ZM168 54V53H167ZM180 54V53H179ZM184 54V53H183ZM241 54V55H242ZM141 55V54H140ZM164 56V55H163ZM140 57V56H139ZM142 57V55H141ZM153 57V56H152ZM182 57V55H181ZM257 57V59H256ZM139 59V60H138ZM150 59V58H149ZM172 59V58H171ZM230 59H233V58H230ZM237 59V57H236ZM240 59V60H242ZM137 60V61H136ZM177 60V59H176ZM179 60V59H178ZM142 61V60H141ZM246 61V60H244ZM13 62H17L16 64L13 63ZM145 62V61H144ZM152 62V61H151ZM14 65H13V64ZM142 63V62H141ZM168 63V62H167ZM245 63V62H244ZM242 63V64H244ZM134 64L136 66H134ZM138 64V63H137ZM12 65V66H11ZM140 65V64H139ZM247 65V64H245ZM109 66V65H108ZM107 66V67H108ZM111 66V69H113ZM144 66V65H143ZM165 66V64H164ZM27 67V68H26ZM142 67V66H141ZM147 67V65L145 66ZM163 67V66H162ZM181 67V66H180ZM183 67V66H182ZM106 68V66H105ZM110 68V67H108ZM171 67H169L170 69ZM20 69V68H19ZM87 72H86V70ZM174 69V68H173ZM16 70V68H15ZM18 70V69H17ZM145 70V69H144ZM147 70V69H146ZM179 70V69H178ZM8 71V72H7ZM17 71V72H19ZM23 71V72H22ZM151 71V70H149ZM248 71V72H249ZM9 72V73H10ZM16 72V71H15ZM104 72V71H103ZM106 72V70H105ZM104 72V73H105ZM173 72V70H172ZM176 72V71H175ZM249 72V73H250ZM2 73V74H1ZM165 73V72H164ZM248 73V74H249ZM148 74V72H147ZM150 74V73H149ZM152 74V72H151ZM246 74V73H245ZM8 75L10 74H7L6 76L8 77ZM15 75V73H14ZM20 75V74H19ZM111 75V74H108V76ZM247 75V74H246ZM12 75H10L11 77ZM168 76V75H167ZM217 76V75H216ZM19 77V78H18ZM148 77V75H147ZM146 77V78H147ZM109 78V77H108ZM110 78H112L110 76ZM139 78V80H140ZM9 79V77L7 78V80ZM107 79V78H106ZM114 79V78H113ZM113 79H110V80H113ZM236 79V78H235ZM138 80V81H139ZM181 80V79H180ZM243 82L245 80V78H242ZM241 80V82H242ZM115 82L117 80H114ZM136 81V80H135ZM141 81V80H140ZM153 81H154V78H153ZM9 82H12L9 81ZM7 82V83H9ZM15 82V81H14ZM110 82V81H108ZM112 82V81H111ZM119 82V80L117 81ZM116 82V83H117ZM123 83V81H121ZM142 82H143V79H142ZM145 82V80H144ZM152 82V80H151ZM13 83V82H12ZM12 83H9V84H12ZM136 84H140V82H135ZM146 83V82H145ZM148 83V81H147ZM14 84V83H13ZM15 84V85H16ZM91 84V85H90ZM110 84V83H109ZM113 84V82H112ZM121 84V83H120ZM124 84V83H123ZM135 84V85H136ZM155 84V83H154ZM171 84V83H170ZM243 84V83H242ZM6 85V86H5ZM108 85V83L106 84ZM105 85V86H106ZM115 85V84H114ZM117 85V84H116ZM237 85H239V83H237ZM9 86V85H8ZM96 86V87H97ZM109 86V85H108ZM107 86V88H108ZM113 85H111L112 87ZM118 86V85H117ZM133 86V85H132ZM152 86H153V83H152ZM222 86V85H221ZM240 86V85H239ZM242 86V85H241ZM11 87V85H10ZM19 87V88H20ZM110 87V86H109ZM110 87V88H111ZM116 87V86H114ZM137 87H142L141 85L137 86ZM205 87V86H204ZM225 87V86H224ZM13 88V90L17 92V88L16 86L14 87H11ZM18 88V89H19ZM26 88V87H25ZM94 87H92L93 89ZM103 88H105L103 86ZM102 88V89H103ZM108 89V90H112V89ZM118 88V87H117ZM161 88V87H159ZM214 88V87H213ZM220 88V87H219ZM239 88V87H238ZM241 88V87H240ZM88 89V90H87ZM91 89V91H92ZM96 89V88H95ZM134 89V88H133ZM132 89V91H133ZM138 89V88H135V90ZM140 89V88H139ZM144 89V88H143ZM150 89V88H149ZM211 89V88H210ZM100 90V88H99ZM99 90H97L99 92ZM105 90V89H104ZM134 90V91H135ZM151 90V89H150ZM149 90V91H150ZM160 90V89H158ZM217 90V89H216ZM226 90V89H225ZM242 90V88H241ZM245 90V89H244ZM10 91V90H9ZM94 92H96V90L93 89ZM133 91V92H134ZM139 91V90H138ZM209 91V89H208ZM212 93H213V90H211ZM224 91V90H223ZM243 91V90H242ZM107 92V90H106ZM109 92V91H108ZM136 93H138L137 91H135ZM135 92L133 95H135ZM148 93L147 91H143L142 93ZM216 91H214L215 93ZM219 92V91H218ZM217 92V93H218ZM238 92V91H237ZM246 92V90H245ZM9 93V94H8ZM18 94L20 93L19 90L17 92ZM16 93V94H17ZM91 94V97H90V94ZM97 93V92H96ZM163 93V92H162ZM11 94V95H10ZM17 94V96H18ZM98 94V93H97ZM145 94V93H144ZM154 94V93H153ZM156 94V93H155ZM216 94V93H215ZM247 94V93H246ZM10 95V97H9ZM25 95V94H23ZM106 95V94H105ZM114 95V94H113ZM112 95V99L114 98V96ZM137 95V94H136ZM141 95V93L139 94ZM149 95V94H148ZM167 95V94H166ZM210 95V94H209ZM208 95V96H209ZM240 95V94H239ZM249 95V94H248ZM22 96V95H21ZM102 95H100V101H102V99L104 98H101ZM107 96H111V94L107 93ZM138 96V95H137ZM143 96V95H142ZM146 96V95H145ZM185 96V95H183ZM141 97V96H140ZM16 98V96H15ZM23 98V96H22ZM32 98V100H33ZM99 98V96H98ZM182 98V96H181ZM180 98V99H181ZM2 99V100H3ZM13 99H14V96H13ZM12 99V100H13ZM106 99H109V98H106L105 96V100ZM111 99V100H112ZM139 99V98H138ZM147 99V98H145ZM149 99V98H148ZM178 99H179V96H178ZM212 99V98H211ZM239 99V98H238ZM1 100V99H0ZM1 100V101H2ZM20 100V98H19ZM18 100V101H19ZM23 100V99H22ZM99 100V99H98ZM110 100V99H109ZM140 100V99H139ZM138 100V101H139ZM243 99H241L242 101ZM11 101V102H10ZM15 101V100H13ZM114 100H112L113 102ZM150 101V100H149ZM207 101V100H206ZM239 101V100H238ZM3 102V101H2ZM21 102V101H20ZM24 102V101H22ZM21 102V103H22ZM103 102V101H102ZM108 102V103H107ZM208 102V101H207ZM228 102V101H227ZM6 103V105H5ZM16 103V102H15ZM30 103H33L34 102H30ZM36 103V102H35ZM36 103V104H37ZM128 103V102H127ZM142 103V101H141ZM149 103V102H148ZM215 103V102H214ZM232 103V102H231ZM234 103V102H233ZM232 103V104H233ZM1 104V102H0ZM24 104V105H25ZM35 104V105H36ZM110 101H106L104 103H102V107L103 106H107L109 105L110 106ZM113 104V103H112ZM241 104V103H240ZM2 105V104H1ZM13 105V104H12ZM11 105V107H12ZM21 105V104H20ZM31 105V104H30ZM29 105V106H30ZM100 106V104H98ZM146 105V104H145ZM15 106V104H14ZM13 106V107H14ZM16 106H18V104L16 103ZM15 106V107H16ZM28 106V108H29ZM37 106V105H36ZM80 106V105H79ZM97 106V105H96ZM98 106V108H99ZM100 106V107H101ZM114 106V104H113ZM128 106V105H126ZM212 106V105H211ZM210 106V107H211ZM216 106V105H215ZM261 106V107H262ZM8 107H10L8 105ZM6 108V109H9V108ZM11 107H10V110H11ZM22 107H24L22 105ZM88 107V106H86ZM85 107V108H86ZM118 107V106H116ZM116 107L114 109H116ZM130 107V105H129ZM138 107V106H137ZM141 107V106H140ZM1 108V107H0ZM25 108V107H24ZM27 108V107H26ZM35 108V107H34ZM84 108V107H83ZM82 108V110H83ZM89 108V107H88ZM96 107H94L95 109ZM97 108V109H98ZM144 108V107H143ZM4 109V110H6ZM15 110V108H12ZM31 109V108H29ZM94 109H91L90 110H94ZM105 109V107H104ZM102 108V110H104ZM107 109V108H106ZM129 109V108H128ZM216 109V108H215ZM263 109V108H262ZM3 110V109H2ZM1 110V112H3ZM20 110V109H19ZM28 110V109H27ZM26 110V111H27ZM79 110H80V107H79ZM85 110V109H84ZM83 110V111H84ZM89 110V109H88ZM89 110V112L91 113V111ZM100 109V111H102ZM109 110V109H108ZM130 110V109H129ZM12 111V110H11ZM9 112L8 113H12V112ZM17 111V109H16ZM119 111V109L117 110ZM121 111V110H120ZM127 111V110H126ZM125 111V112H126ZM217 111V110H216ZM230 111V109H229ZM236 111V110H235ZM28 112V111H27ZM31 112V111H30ZM94 112V111H92ZM96 112V111H95ZM104 112V111H103ZM112 112V111H110ZM6 113V112H4ZM7 113V114H8ZM20 113V115H19ZM84 113V112H83ZM86 113H88V111H86ZM101 112L98 111V113H94V117L95 115L97 114H100ZM142 113V112H141ZM195 113V112H194ZM203 113V111H202ZM201 113V114H202ZM227 113V112H226ZM89 114V113H88ZM104 114V113H103ZM123 114V113H122ZM212 114V113H211ZM11 115V114H10ZM15 115V113H13V116ZM83 115V114H82ZM90 115V114H89ZM89 115H85L87 116V118L89 117ZM107 115V114H106ZM113 115H116V114H113ZM127 115V114H126ZM130 115V114H129ZM207 115V114H206ZM250 115V114H249ZM7 116V115H6ZM93 116V114H92ZM99 116V115H97ZM101 116V115H100ZM99 116V117H100ZM119 116V115H118ZM5 117V116H4ZM9 117V116H8ZM7 117V118H8ZM12 117V116H11ZM27 119V127H26V130L23 131L22 130V122H24L23 120ZM91 117V115H90ZM99 117H98V120H99ZM105 118V115L103 116ZM122 117V116H121ZM138 117V116H136ZM200 117V116H199ZM249 117V116H248ZM3 118V117H2ZM7 118H5V121H7ZM10 118V117H9ZM85 118V117H84ZM109 118V117H108ZM112 118V117H110ZM107 119V120H110V121H114V120H111V119ZM226 118V117H225ZM247 118V117H245ZM0 119H1V115H0ZM93 119V122L95 121L94 119L96 118H92ZM120 119V117H119ZM124 119V118H123ZM201 119V118H200ZM238 119V118H237ZM86 120V118H85ZM88 120V119H87ZM86 120V121H87ZM97 120V119H96ZM101 120V119H100ZM106 119H104V123L107 121H105ZM121 120V119H120ZM138 120V119H137ZM242 120L241 118L238 120V123H237V126L239 124V121ZM249 120V119H247ZM261 120V119H260ZM124 121V120H123ZM126 121V120H125ZM136 121V120H135ZM237 121V120H236ZM259 121V119H258ZM264 121V120H263ZM92 120L89 122L91 124ZM204 122V121H203ZM216 122V121H215ZM241 122V121H240ZM252 121L250 120V123ZM63 123H60L63 125ZM64 123V125H65ZM88 123V121L86 122ZM88 123V126L90 127ZM119 123V121H118ZM120 123H122L120 121ZM199 123V121H198ZM212 123V122H211ZM217 123V122H216ZM242 123V122H241ZM247 123V122H246ZM249 123V124H250ZM254 123V122H253ZM252 123V125H253ZM79 124H82L81 122ZM100 124V123H99ZM113 124V122H112ZM139 124V123H138ZM226 124V123H225ZM263 125V123L261 122L260 125ZM25 125V124H24ZM115 125H117L115 123ZM122 125V124H121ZM121 125L118 124V126L122 127ZM123 125H124V122H123ZM127 125V124H126ZM125 125V126H126ZM129 125V124H128ZM234 125V124H233ZM232 125V126H233ZM243 124H241L242 126ZM248 125V123H247ZM259 125V123H258ZM259 125V126H260ZM26 126V125H25ZM87 126V127H88ZM97 126V125H96ZM99 126V125H98ZM103 126V124H102ZM100 126V127H102ZM106 126V125H105ZM117 126V127H118ZM213 126V125H212ZM246 126V125H245ZM99 127V128H100ZM137 127V126H136ZM141 127V126H139ZM152 127V126H151ZM236 127V125H235ZM249 127V126H247ZM251 127V125H250ZM261 127H264L263 126H260ZM225 128V127H224ZM233 129V127H230ZM239 128V127H238ZM244 128V127H242ZM252 128H254L252 126ZM259 128V127H258ZM257 128V129H258ZM65 129V128H64ZM87 129V128H86ZM85 129V131H86ZM101 129V128H100ZM118 129V128H117ZM125 129V128H124ZM145 129V128H144ZM155 129V128H154ZM202 129V128H201ZM236 129V128H235ZM240 129V128H239ZM1 130V129H0ZM1 130V131H2ZM60 130H62V127L60 126ZM123 130V129H122ZM134 130V129H133ZM137 130V129H135ZM141 130V129H140ZM143 130V129H142ZM150 130V129H149ZM238 130V129H237ZM241 130H245V129H241ZM248 130V129H247ZM251 131L250 132H245L247 134H243L242 137L245 139L246 137L249 139V140H243L244 141H247L245 145L242 146V151H243V154L248 157L250 159L249 162H254V166H253V169L255 170V172H253L254 170L252 169V171L249 172V170L247 171V167L243 165V167H245V169H241L239 168V164L237 165L236 161L235 162H232L230 160H226L225 162H221L223 160H215V162H217V168L215 166V169H217L216 171V174H219L220 176V173H217L218 172V167H219V170L220 171H223L221 169H224V175L223 176H226V179H230L229 181V185L227 184V188L223 187L224 189H227L226 191V194L231 196V200H230V204H228L229 202V199H226L228 200V202H226L227 204L226 205H229V209L233 211H227L228 214L232 215V213L236 216L237 214V218H235L234 215H232L231 217L234 216V218L236 219H233V221H228V216H227V221H225V219L223 220L224 221V225L223 227H216V223L215 225L210 228L211 231H207L205 233H201L202 231L196 226V229H191L189 226V228H183V226H179L180 227V231L179 233L181 232H184L185 231V234L186 232L189 233L192 238H193V243H196L197 245H200V247L202 245L204 246H207V248H211V247H218V249H214V253H215V250H221L222 253H225L224 251H226V255L228 256H224L225 258H223L222 256V260L220 261L219 264H264V209H263V206L261 203L264 202V170H261L259 171V169H262L261 166L258 164L260 163L258 160H257V157L258 155H263L264 156V133L263 136H261V131L258 132L259 137L255 139H252L254 135H252L253 133L255 134V131L256 130L254 128L253 129H250ZM260 130V129H259ZM262 130V129H261ZM64 131V130H62ZM120 131V130H119ZM128 131V130H127ZM146 131V130H145ZM154 131V130H153ZM240 131V130H238ZM237 131V132H238ZM252 131H254L252 133ZM257 131V130H256ZM263 131V130H262ZM68 132V131H66ZM89 132H92V131H89ZM93 132V133H94ZM137 132V131H135ZM148 132V131H147ZM146 132V133H147ZM151 132V131H150ZM232 132V131H231ZM230 132V133H231ZM61 133H64V132H61ZM68 133V134H69ZM87 133V132H86ZM131 133H134L133 132H130ZM138 133V132H137ZM149 133V132H148ZM147 133V134H148ZM154 133V132H153ZM209 133V132H208ZM233 133V132H232ZM241 133V131H240ZM252 133V134H251ZM4 134V135H3ZM67 134V133H65ZM91 134V133H90ZM120 134V133H119ZM126 134V132H125ZM124 134V135H125ZM128 134V133H127ZM126 134V135H127ZM140 134V133H138ZM136 134V135H138ZM152 134V133H151ZM197 134V133H196ZM207 134V133H206ZM229 134V133H228ZM234 134H236L234 132ZM258 134L256 133V137L258 136ZM0 135V136H1ZM70 135L72 136V134L70 133ZM69 135V136H70ZM122 135V134H121ZM129 135V134H128ZM132 135V134H131ZM130 135V137H131ZM135 135V134H134ZM141 135V134H140ZM146 135V134H145ZM150 135V134H149ZM202 135V134H201ZM214 135V134H213ZM227 135V134H226ZM75 136V135H74ZM157 136V135H156ZM236 136V135H234ZM246 136V137H245ZM261 136V137H260ZM127 137V136H125ZM141 137V136H140ZM148 137V136H147ZM159 137V136H158ZM200 137V135H199ZM216 137V136H215ZM226 137V136H225ZM238 137V136H236ZM255 137V136H254ZM71 138V137H70ZM94 141H92L91 140ZM135 138H138L135 136ZM152 138V137H150ZM149 138V139H150ZM204 138V137H203ZM209 138V137H208ZM240 137H238L239 139ZM83 139V138H82ZM81 139V140H82ZM158 139V138H157ZM165 139V138H164ZM207 138H205L206 140ZM218 139V138H216ZM232 139V137H231ZM237 139V140H238ZM74 140V139H73ZM123 140V139H122ZM160 140V139H159ZM198 140V139H197ZM204 140V139H203ZM252 140V141H251ZM116 141V142H115ZM148 141V140H147ZM153 141V140H151ZM192 141V140H191ZM196 141V140H195ZM239 141V140H238ZM145 142V141H144ZM165 142V141H164ZM216 142V141H214ZM222 142V141H221ZM227 142V141H225ZM224 142V143H225ZM231 142V141H230ZM242 142V141H241ZM242 142V143H243ZM77 143H80V142H77ZM122 143V142H121ZM192 143V142H191ZM195 143V142H194ZM233 143V142H232ZM241 143V144H242ZM81 144V143H80ZM152 144V143H151ZM203 144V143H202ZM210 144V143H209ZM11 145V146H10ZM69 145V144H68ZM82 145V144H81ZM84 145V144H83ZM87 145V144H86ZM98 145V146H97ZM106 145V144H105ZM121 145V144H120ZM217 145V143H216ZM227 145V144H226ZM240 145V143H239ZM3 146L1 148H3ZM10 146V147H9ZM77 146V145H75ZM74 146V147H75ZM91 146V145H90ZM94 146V144H93ZM92 146V148L95 150V148ZM112 147H115L114 145H111ZM111 146L109 145L110 149H111ZM117 146V145H116ZM158 146V145H157ZM204 146V145H203ZM212 146V145H211ZM232 146V145H231ZM73 147V148H74ZM81 147V146H80ZM106 147V146H105ZM104 147V148H105ZM122 147V146H120ZM147 147V146H146ZM162 147V146H161ZM217 147V146H216ZM236 147V145H235ZM0 148V149H1ZM69 150H68V149ZM85 148V146L83 147V149ZM91 148V147H90ZM91 148V149H92ZM116 148V147H115ZM150 148V147H149ZM230 148V147H229ZM101 149V148H100ZM108 149V148H107ZM108 149V151L110 150ZM113 149V148H112ZM159 149V148H158ZM73 150H76V147L75 149ZM72 150V151H73ZM79 150V148H78ZM82 150V148H81ZM197 150V149H196ZM199 150V149H198ZM197 150V151H198ZM214 150V149H213ZM88 151V150H87ZM104 150H102L103 152ZM117 151V149H116ZM206 153L207 151L204 150ZM215 151V150H214ZM221 151V150H220ZM85 152V151H84ZM105 152V151H104ZM113 152V151H112ZM204 152V153H205ZM224 152V151H223ZM236 152V151H235ZM239 152V151H238ZM70 153V152H69ZM76 153V152H75ZM81 153V152H80ZM99 153V152H98ZM211 153V152H210ZM222 153V152H221ZM237 153V152H236ZM84 154V153H83ZM86 154V153H85ZM147 154V153H146ZM216 154V153H215ZM223 154V153H222ZM228 154V153H227ZM238 154V153H237ZM62 155L61 153L59 154V156ZM72 155V152L71 154ZM68 154L65 155L67 156V158H69L70 156ZM74 155V154H73ZM78 155V154H76ZM81 155V154H80ZM79 155V156H80ZM111 155V154H110ZM114 156V154H112ZM117 155V154H115ZM205 155V154H204ZM220 155V154H219ZM240 155V154H239ZM79 156H76V157H79ZM95 156V155H94ZM101 156V155H100ZM124 156V155H123ZM214 156V155H213ZM231 156V155H230ZM75 157V155H74ZM83 157V156H82ZM91 157V156H90ZM103 157V156H102ZM118 157V156H117ZM116 157V160L118 161ZM198 157V156H197ZM208 157V156H207ZM206 157V158H207ZM212 157V156H211ZM61 158V157H60ZM62 158H64V155H62ZM71 158V157H70ZM93 158V157H92ZM120 158V157H118ZM205 158V157H204ZM219 158V157H218ZM222 158V157H221ZM232 158V157H231ZM241 158V157H240ZM243 158V157H242ZM248 158H246L247 160H249ZM260 158V156H259ZM191 159V158H190ZM199 159V158H198ZM209 159V158H208ZM235 159V158H234ZM252 159V160H251ZM233 160V159H232ZM261 160H264L263 157H261ZM66 161V160H65ZM70 161V159H69ZM122 161V159H121ZM211 162V160H209ZM93 162V160H92ZM97 162V161H96ZM119 162V161H118ZM195 162H197L195 160ZM238 162V161H237ZM242 162V161H241ZM240 162V163H241ZM73 163V162H72ZM91 163V162H90ZM108 163V162H107ZM200 163V161H199ZM209 163V162H208ZM214 163V162H213ZM212 163V164H213ZM221 163V164H220ZM239 163V162H238ZM243 163L245 164V162L243 161ZM263 163V162H262ZM70 164V163H69ZM110 164V163H109ZM123 166L124 163H122ZM127 164V163H126ZM190 164V162L188 163ZM247 164V163H246ZM72 165V164H70ZM84 165V164H83ZM129 165V164H128ZM205 165V164H204ZM241 165V164H240ZM69 166V165H68ZM73 166V165H72ZM80 166V165H79ZM82 166V165H81ZM120 166V165H118ZM251 166V165H250ZM264 166V165H263ZM44 167H49L50 170H52L51 173L53 174H49L47 176L43 175L44 172H42L44 169ZM205 167V166H204ZM221 167V169H220ZM242 167V168H243ZM249 167V166H248ZM252 167V166H251ZM251 167H249V169H251ZM71 168V167H70ZM81 168V167H80ZM119 168V167H118ZM128 168V167H127ZM195 168V167H194ZM213 168V167H212ZM74 169V167H73ZM88 169V168H87ZM115 169V168H113ZM121 169V168H120ZM119 169V170H120ZM207 169V168H206ZM264 169V168H263ZM16 170H19L21 172H23L22 174H20L18 171V173H16ZM82 170V169H81ZM108 170V169H107ZM118 170V169H117ZM123 170V168H122ZM129 170V168H128ZM246 170V171H245ZM47 171V170H45ZM83 171V170H82ZM80 171V172H82ZM105 171V169H104ZM127 171V170H126ZM143 171V170H142ZM189 171V170H188ZM191 171V170H190ZM214 171V170H213ZM219 171V172H220ZM257 171V172H256ZM42 172V173H41ZM48 172V171H47ZM90 172V171H89ZM107 172V171H106ZM111 172V171H110ZM114 172V171H113ZM120 172V171H119ZM155 172V170H154ZM193 172V171H192ZM196 172V171H195ZM85 173V172H84ZM88 173V172H87ZM117 173V172H116ZM202 173V172H200ZM207 173H208V170H207ZM211 173V172H210ZM209 173V174H210ZM103 174V173H102ZM110 174V173H109ZM119 174V173H118ZM183 174V173H182ZM195 174V173H194ZM215 174V175H216ZM104 175V174H103ZM106 175V174H105ZM129 176V173L127 174ZM134 175V174H132ZM181 175V174H180ZM186 175V174H185ZM212 174H210V178H212L211 176ZM85 176V175H84ZM83 176V177H84ZM107 176V175H106ZM119 176V175H118ZM125 177V176H124ZM200 177V176H199ZM197 177V178H199ZM218 177V176H217ZM216 177V178H217ZM222 177V175L220 176ZM119 178V177H118ZM128 178V177H127ZM196 178V177H194ZM193 178V179H194ZM201 178V177H200ZM223 178V177H222ZM89 179V178H88ZM87 179V180H88ZM122 179V178H121ZM187 179V178H186ZM124 180V179H123ZM129 180V179H128ZM202 180V179H201ZM211 180V179H210ZM215 180V179H214ZM224 180V178L222 179ZM86 181V180H85ZM188 180H186L187 182ZM221 181V180H220ZM90 182V181H89ZM118 182V181H117ZM131 182V181H130ZM133 182V181H132ZM189 182V181H188ZM197 182H200L198 181L197 179ZM202 182V181H201ZM218 182V181H217ZM84 183V182H83ZM209 183V182H208ZM214 183L216 184V182L214 181ZM222 183V182H221ZM182 184V183H181ZM193 184V182H192ZM196 184V183H195ZM201 184V183H200ZM204 184V183H203ZM225 184V183H222V185ZM87 185V184H86ZM85 185V186H86ZM126 185V184H125ZM198 185V184H197ZM195 185V186H197ZM211 185V184H210ZM188 186V185H187ZM193 186V185H192ZM203 186V185H202ZM213 186V185H212ZM211 186V187H212ZM220 186V185H219ZM170 187V186H169ZM175 187V186H174ZM216 187V186H215ZM222 187V186H221ZM218 188V187H217ZM222 188V189H223ZM137 189V188H136ZM201 189V188H200ZM205 189V188H204ZM64 190H67L65 191V193L67 192L68 194L67 195H64ZM91 190V189H90ZM180 190V188H179ZM198 190V189H197ZM218 190V189H217ZM193 191V190H192ZM202 191V190H201ZM207 191V189H206ZM170 192V191H169ZM183 192V191H182ZM181 192V193H182ZM195 192V191H194ZM197 192V191H196ZM199 192V191H198ZM214 192V191H213ZM216 192V190H215ZM219 192V191H218ZM224 192V191H223ZM91 193V192H90ZM177 193V192H176ZM188 193V191H187ZM166 194V193H165ZM191 194V193H190ZM221 194V193H220ZM176 195V194H175ZM192 195V194H191ZM205 195V194H204ZM226 195V196H227ZM65 196V197H64ZM71 196V197H72ZM75 196V198H76ZM178 196V195H177ZM207 196V195H206ZM219 196V194H218ZM224 196V195H223ZM210 197V196H209ZM213 197V196H212ZM215 197V196H214ZM74 198V197H72ZM71 198V199H72ZM170 198V197H168ZM189 198V197H188ZM226 198V197H225ZM79 199V198H78ZM100 199V198H99ZM181 199V198H180ZM199 199V198H198ZM217 199V198H216ZM178 200V199H177ZM195 200V199H194ZM200 200V199H199ZM204 200V199H203ZM207 200V199H205ZM75 201V200H74ZM188 201V200H187ZM215 201V200H214ZM217 201H219L217 199ZM55 202V203H53ZM69 202V199L67 201H65V205L66 203ZM73 203V201H70ZM69 202V203H70ZM76 202V201H75ZM83 202V201H82ZM170 202V201H169ZM168 202V203H169ZM179 202V201H178ZM177 202V203H178ZM198 201H196V204H197ZM212 202V201H211ZM223 202V201H222ZM64 203V202H63ZM69 203H68V206H69ZM86 203V202H84ZM119 203V202H118ZM185 203V202H184ZM194 203V202H192ZM209 203V201H208ZM58 204V203H57ZM56 204V205H57ZM60 204V203H59ZM59 204H58V207L59 210L60 207H59ZM74 204V203H73ZM78 204V203H77ZM156 204V203H155ZM176 204V203H175ZM210 204V203H209ZM220 204H223V203H220ZM264 204V203H263ZM75 205V204H74ZM83 205V204H82ZM167 205V204H166ZM180 205V204H179ZM198 205V204H197ZM61 206V205H60ZM64 205H62L63 207ZM77 206V205H76ZM75 206V207H76ZM91 206V207H90ZM200 206V205H199ZM211 206V205H210ZM219 206V205H217ZM217 206L215 207L212 206L211 208H209V212H211V214L214 212L216 213L217 209L219 211V207L217 208ZM221 206H224L221 205ZM61 207V208H62ZM155 207V206H154ZM157 207V206H156ZM170 207V206H169ZM185 207V206H184ZM190 207V205H189ZM206 207V206H205ZM65 208V206H64ZM77 208V207H76ZM181 208V207H180ZM188 208V207H187ZM228 208V207H227ZM56 209V208H55ZM63 209V208H62ZM74 209V208H73ZM89 209V210H90ZM104 209V210H103ZM184 209V208H183ZM183 209H182V212H183ZM196 209V207H195ZM205 209V208H204ZM58 210V211H59ZM72 210V208H71ZM85 210V209H84ZM92 210V209H91ZM157 210V209H156ZM172 210V209H171ZM189 210V209H188ZM193 210V209H192ZM200 210V209H199ZM226 210V209H225ZM159 211V210H158ZM196 211V210H195ZM203 211V210H202ZM218 211L216 213V215L218 214ZM235 211V212H234ZM66 212V211H65ZM77 212V211H76ZM87 212V211H86ZM92 212V211H91ZM179 213V214H182ZM187 212V211H186ZM208 212V213H209ZM222 212V211H219V213ZM224 212V211H223ZM88 213V212H87ZM93 213V212H92ZM155 213V211H154ZM169 213V212H168ZM167 213V214H168ZM172 214V211L170 212ZM169 213V214H170ZM176 213V212H175ZM173 213V214H175ZM184 213V212H183ZM236 213V214H235ZM64 214V213H63ZM72 214V212L70 213ZM80 214V213H79ZM89 214V213H88ZM91 214V213H90ZM189 214V213H188ZM191 214V212H190ZM205 215L207 214V212L204 213ZM65 215V214H64ZM68 215V214H67ZM75 216V214H73ZM77 215V213H76ZM92 215H95V214H92ZM92 215L88 216L89 218H86L87 219H91L92 218ZM99 215V216H100ZM183 215V214H182ZM209 215V214H208ZM72 216V215H71ZM73 216V217H74ZM80 215H78L79 217ZM186 216V215H185ZM184 216V217H185ZM195 216V215H194ZM212 216V215H210ZM220 216V215H219ZM224 216V215H223ZM65 217V216H63ZM77 217V216H76ZM84 217V216H83ZM84 217V218H85ZM100 217H103V216H100ZM107 217V216H106ZM169 218H172L173 220L172 221H177L175 220L173 217H171L170 215L168 216ZM190 217V216H189ZM193 217V216H192ZM197 217V216H196ZM208 217V216H207ZM60 218V219H59ZM96 218V217H94ZM105 218V217H104ZM182 218V217H181ZM200 218V216H199ZM205 218V217H204ZM202 217V219H204ZM64 220V218H62ZM66 219V218H65ZM73 219V218H72ZM100 219V218H99ZM98 219V220H99ZM106 219V218H105ZM104 219V221H106ZM108 219V218H107ZM144 219V218H143ZM191 219V218H190ZM190 219H188L190 221ZM214 219V218H213ZM217 219V218H216ZM84 220V219H83ZM94 220V219H93ZM103 220V218H102ZM166 220V219H165ZM181 220H184V219H181ZM180 220V221H181ZM193 220V219H192ZM191 220V221H192ZM206 220V219H205ZM212 220V219H210ZM215 220V219H214ZM219 220V219H218ZM90 221V220H89ZM87 221V222H89ZM96 221V220H94ZM103 221V222H104ZM194 221V220H193ZM55 223V221H53ZM66 222V220H65ZM81 222V221H80ZM93 222V221H92ZM99 222V221H98ZM109 222V221H108ZM168 222V221H167ZM183 222V221H182ZM208 222V221H206ZM58 223V222H57ZM64 223V222H61V224ZM68 223V222H67ZM71 224L73 222H70ZM93 223H97V222H93ZM162 223V222H161ZM171 223V221H170ZM180 223V222H179ZM185 224H187L186 222H184ZM191 223V222H190ZM194 223V222H192ZM191 223V224H192ZM197 223V222H196ZM200 223V222H199ZM205 223V222H204ZM210 223V222H209ZM53 224V223H52ZM51 224V225H52ZM56 224V223H55ZM60 225V223H58ZM87 224V223H86ZM108 224V223H107ZM206 224V223H205ZM211 224H212V221H211ZM218 224V223H217ZM221 224H222V221H221ZM63 225V224H62ZM57 226L55 225V227L59 230V227H63L64 226ZM67 225V224H66ZM80 225V224H79ZM89 225V224H88ZM136 225V224H135ZM156 225V223H155ZM165 225V224H163ZM171 227H172V224H170ZM175 227H176V223L174 224ZM180 225V224H179ZM182 225V224H181ZM194 225V224H193ZM95 226V225H94ZM115 226V225H114ZM178 226V225H177ZM187 226V225H185ZM212 226V225H210ZM222 226V225H221ZM54 225H53V228H55ZM78 227V226H77ZM81 227V226H80ZM126 227V226H125ZM165 227V226H164ZM195 227V226H194ZM83 228V227H82ZM107 227H105L106 229ZM174 228V226H173ZM172 228V229H173ZM178 228V227H177ZM73 229V228H72ZM75 229V228H74ZM88 229V228H87ZM90 229V228H89ZM95 229V228H94ZM127 229V228H126ZM133 228H131L132 230ZM171 229V228H170ZM175 229V228H174ZM184 229V230H183ZM203 229V227H202ZM66 230V229H65ZM60 231V230H59ZM62 231V230H61ZM74 231H79L78 229L77 230H74ZM90 231V230H89ZM114 231V230H113ZM121 231V230H120ZM125 231V230H124ZM63 232V231H62ZM88 232V231H87ZM116 232V231H115ZM114 232V233H115ZM119 232V230H118ZM122 232V231H121ZM142 232V231H141ZM86 233V232H85ZM94 233V232H93ZM92 233V234H93ZM96 234V233H95ZM108 234V233H107ZM112 234V233H111ZM119 234V233H118ZM128 234V233H126ZM138 234V233H137ZM154 234V233H153ZM178 234V233H177ZM58 235V234H57ZM88 235V234H87ZM125 235V234H124ZM136 235V234H135ZM148 235V234H147ZM130 236V235H129ZM180 236V235H178ZM187 236V235H186ZM189 236V235H188ZM61 237V236H60ZM92 237V236H91ZM112 237V236H111ZM175 237V236H174ZM183 237V236H182ZM62 238V237H61ZM70 238V237H69ZM149 238V237H148ZM166 238V237H165ZM168 238V237H167ZM180 238V237H179ZM186 238V237H185ZM190 238V237H189ZM66 239V238H65ZM150 240V239H149ZM159 240V239H158ZM175 240H177L175 238ZM181 240V238H180ZM186 240V239H185ZM42 241V240H41ZM44 241V240H43ZM50 241V242H51ZM174 241V240H173ZM183 241V239H182ZM148 242V241H147ZM161 242V241H160ZM170 242V241H169ZM190 242V241H189ZM188 242V243H189ZM180 243V241H179ZM65 244V243H64ZM63 242H62V245H64ZM123 244V243H122ZM126 244V243H125ZM149 244V243H148ZM155 244V243H154ZM168 244V243H166ZM178 244V243H177ZM192 244V243H191ZM48 245V244H47ZM193 245V244H192ZM53 246V245H51ZM67 246V244H66ZM65 246V248H66ZM73 246V245H72ZM154 246V245H153ZM179 246V245H178ZM186 246V245H185ZM50 247V246H48ZM62 247V246H60ZM152 247V246H151ZM181 247V246H180ZM188 247V246H187ZM193 247V246H191ZM190 247V248H191ZM54 248V246H53ZM59 248V247H58ZM57 248V250H58ZM69 247L67 246V249ZM121 248V247H120ZM173 248V247H172ZM194 248V247H193ZM192 248V249H193ZM203 248V246H202ZM206 248V250H208ZM63 249V248H61ZM79 249V248H78ZM115 249V248H114ZM118 249V248H117ZM126 249V248H125ZM124 249V250H125ZM178 249V248H177ZM187 249V248H186ZM191 249V250H192ZM199 249V248H198ZM55 250V248H54ZM57 250L55 252H57ZM65 250V249H64ZM63 250V251H64ZM69 250V249H68ZM183 250V249H182ZM190 250V251H191ZM195 250V249H194ZM201 250V249H199ZM60 251V250H59ZM62 251V252H63ZM66 251V250H65ZM64 251V252H65ZM184 251V250H183ZM204 251V250H202ZM63 252V253H64ZM187 252V251H186ZM195 252V251H194ZM211 252V251H210ZM209 252V253H210ZM220 252V251H219ZM59 253V252H57ZM61 253V251H60ZM60 253L58 254L60 256ZM62 253V254H63ZM69 254V252H67ZM65 252V254H67ZM114 253V252H113ZM160 253V252H159ZM197 253V252H196ZM208 253V252H207ZM213 253V252H211ZM71 254H72V251H71ZM121 254V253H120ZM123 254V253H122ZM114 255V254H113ZM116 255V254H115ZM125 255V254H124ZM173 255V254H171ZM206 255V254H205ZM209 255V254H208ZM207 255V256H208ZM214 256V254H212ZM216 255V254H215ZM224 255V254H223ZM64 256V255H62ZM161 256V255H160ZM197 256V254H196ZM220 256V257H221ZM114 257V256H112ZM174 257V256H172ZM189 257V256H188ZM198 257V256H197ZM201 257V256H200ZM211 257V255H210ZM121 258V257H120ZM212 258V257H211ZM215 258H217V256H215ZM59 259V258H58ZM69 259V258H67ZM126 259V257H125ZM207 259V258H206ZM209 259V257H208ZM184 260V259H183ZM195 260V259H194ZM205 260V259H204ZM216 260V259H215ZM59 261V260H58ZM57 261V262H58ZM64 261V260H63ZM171 261V260H170ZM192 261V260H191ZM197 261V260H196ZM200 261V260H199ZM71 262V261H69ZM80 262V261H79ZM115 262V261H114ZM165 262V261H164ZM184 262V261H183ZM213 262V261H212ZM218 262V260H217ZM216 262V264H217ZM60 263V262H58ZM68 263V261H67ZM116 263V262H115ZM180 263V262H179ZM187 263V262H186ZM195 263V262H194ZM61 264V263H60ZM64 264V263H63ZM163 264V263H162ZM189 264V263H188ZM208 264V262L206 263ZM213 264V263H212ZM215 264V262H214Z\"/></svg>",
  "mask_w": 264,
  "mask_h": 264
},
{
  "label": "crops",
  "instance_id": "crops-1",
  "mask_svg": "<svg viewBox=\"0 0 264 264\" xmlns=\"http://www.w3.org/2000/svg\"><path fill=\"white\" fill-rule=\"evenodd\" d=\"M264 9V6H263ZM261 49L264 50V40H262L261 45H260ZM261 56H258V59L262 65V67H264V56H262L263 54H260ZM257 59V57H256Z\"/></svg>",
  "mask_w": 264,
  "mask_h": 264
}]
</instances>
